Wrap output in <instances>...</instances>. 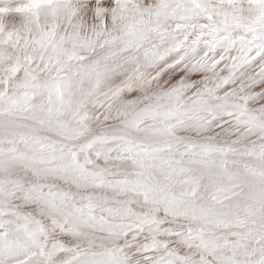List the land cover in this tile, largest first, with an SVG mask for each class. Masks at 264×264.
Masks as SVG:
<instances>
[{
  "label": "snow or ice",
  "instance_id": "obj_1",
  "mask_svg": "<svg viewBox=\"0 0 264 264\" xmlns=\"http://www.w3.org/2000/svg\"><path fill=\"white\" fill-rule=\"evenodd\" d=\"M0 264H264V0H0Z\"/></svg>",
  "mask_w": 264,
  "mask_h": 264
}]
</instances>
